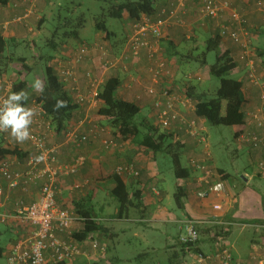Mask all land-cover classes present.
Returning a JSON list of instances; mask_svg holds the SVG:
<instances>
[{
    "label": "crops",
    "instance_id": "1",
    "mask_svg": "<svg viewBox=\"0 0 264 264\" xmlns=\"http://www.w3.org/2000/svg\"><path fill=\"white\" fill-rule=\"evenodd\" d=\"M56 1L41 0L29 5L28 3L25 4L23 0H9L8 5H0V35L7 40H11L12 44H18V40L26 38L27 33H31L32 36L35 35V26L39 29V23L46 18V14L52 11L54 8L52 4ZM222 1L228 2L231 8L240 13L246 20L247 30L251 38L252 54L261 75L264 77V65L262 58L259 56V49L262 50L263 48L259 46L254 48L255 39L264 33V0ZM178 4V0H160L157 3V11L151 18L157 19L160 16L168 23L163 26L160 39L151 37L152 50L143 49L137 63H134L132 59L128 61V71H124L120 67L102 73L100 71L102 63L99 57L100 54H97L92 56L89 62L78 67L80 85L83 93L89 95L88 83L82 75L86 69L101 77L102 83L110 75L118 76L121 80L118 96L134 102L141 108V111L147 109L149 113L143 119L148 122H151L152 119L156 126H158V121L153 113V103L156 97L148 95L146 90L155 87L158 91L163 89L173 91L179 99L177 102L178 111L187 119L196 120L197 124L203 129V133L208 136V123L204 119L195 116L194 103L191 100L185 101L186 98L181 92L184 87L196 86L194 79L200 80V77H197L198 74H194L183 78L180 74L179 64H177V57L180 56L185 61H195L192 54H182L180 51L183 45L195 43L199 38V34L204 36L219 35L222 51L231 52L235 58L239 57L240 47L228 37L221 36V24L230 18L228 12L225 13L223 18L213 20L201 13L203 0H190L184 6ZM29 7L32 12L26 23L12 22L16 16L25 13ZM7 23L10 24L5 28H1V25ZM132 25L133 23L130 22L129 17H126L123 21L125 32L122 37L116 34L110 42L105 41L102 38L103 36L98 34L93 42L104 43L112 49L113 53L119 54L126 48ZM81 41H83L82 38L80 41H73L67 47H64L57 59L67 61L78 49ZM194 46L198 47V45ZM197 47H193V49ZM162 62L167 64L169 73H161L158 80H156L153 72L158 69ZM200 71L206 70L201 68ZM242 82L246 100L243 110L247 121L244 129L240 130V128L238 130L239 136H236L237 133L235 135L238 146L246 144L240 140L241 133L258 131L249 114L263 106L261 89L252 86L247 81L246 76ZM30 87V84H28L26 91H29ZM31 103L28 101L25 106L30 107ZM96 110L97 107L81 106L74 114L71 125L82 118H85L84 120L89 118L93 123L104 125L106 121L97 118ZM109 129L115 132L111 126H109ZM161 131L166 132V130ZM169 131L179 137V141L183 145V155L186 158V166L184 167L190 171L188 178H176L174 189L167 185L164 179L160 178L161 173L157 156L155 157L147 149L139 147L129 140L120 142L119 138L117 139L115 136L114 140L118 143V147L111 150H105L100 144V140L97 139H91L90 142L80 147L73 145L61 147L60 144L65 139L64 135L46 131L48 146L57 149L56 156L59 163L71 165L80 156L86 159V164L76 174L58 178L57 203L60 207L70 209L74 207L75 202L86 203L91 208L93 215L104 226L105 230L102 234L96 233L95 237L107 248V253L103 256L93 257L90 260L86 259L87 262L89 264H119L124 262L139 264L141 260L148 262L156 260L154 264H195L194 255L187 252L180 242L181 222L191 219L198 223L200 231L199 249L201 251L215 253L220 249L221 242L219 238L223 237L233 250L235 262L257 264L251 261L252 257L256 256L257 260H261L264 264V230L261 229L264 226V193L259 189V187H264L260 183V181H264V172H261L259 168V163L262 160L261 151L250 145L254 150L253 153H255L254 159L258 160V170L245 171L242 181L237 182L235 185L227 183V178L230 176L225 170L211 166L219 175L216 180L225 184L226 193L219 198L216 196L217 191L212 188L210 198L202 199L200 193L205 189V185L200 183V172L193 167L191 161L205 159L207 162V153L210 154V152L208 149L204 151L197 139L192 137L186 131V127L181 126L179 122H175ZM8 136L9 139L8 142L5 141L6 144L19 147L29 154L28 159L24 162L17 158L12 159L16 162L15 169H27L29 160L37 156L33 145L28 141L17 143L10 135ZM126 164H133L140 172L138 177L127 175L124 180L131 196H133V193L140 192V198L136 199L134 206L124 217H121L118 215L119 204L113 197L112 192L116 186L115 170L117 167ZM256 181L258 182V193L256 192L254 203L258 207L259 213L256 218L247 221L235 213V202L240 195L251 194L249 187ZM42 184L43 181H37L26 190L19 188L10 191L8 183L0 180V188L4 193L6 209L9 212H14L18 200H24L28 204L31 203L33 199L39 196ZM76 184L81 185V188L76 189ZM179 198H181V201ZM219 203L222 205V209L215 211L213 205ZM110 205L114 210L108 208ZM22 226L27 229L26 226ZM22 226L18 222L7 225L12 238L8 244H5V256L8 255L11 247L24 234L21 230ZM248 226L255 227L256 231L263 230L259 237L254 236L248 240L250 246H248L247 241H243L245 238L244 232ZM75 228L82 230L80 225ZM75 231L77 232V230ZM259 238L263 240L261 241ZM86 249L90 250L89 246ZM126 252L130 256H126Z\"/></svg>",
    "mask_w": 264,
    "mask_h": 264
},
{
    "label": "built area",
    "instance_id": "2",
    "mask_svg": "<svg viewBox=\"0 0 264 264\" xmlns=\"http://www.w3.org/2000/svg\"><path fill=\"white\" fill-rule=\"evenodd\" d=\"M40 0H23L25 4L33 5L34 2ZM190 0H178V5L184 6ZM31 8H28L22 15L16 16L12 22L26 23ZM229 13V20L221 24V36L228 37L236 45L240 47L239 59L244 63L248 72L249 83L261 89V99L263 106L249 114L257 132L241 133V142L251 145L254 149H258L262 153V160L259 163L261 172H264V77L259 73L258 65L252 54L251 38L247 30V22L244 17L233 10L228 2L222 0H203L201 13L210 19L218 20L223 18L225 13ZM168 22L161 18L152 19L149 17L142 18L141 21L132 25V31L129 35L126 48L119 54L113 53L111 48L104 43L93 42L81 44L78 49L70 56L67 61L58 60L57 71L60 81L66 86L74 101L80 106L88 105L89 108L98 107L99 91L103 84L101 77L97 76L93 71L87 70L83 77L87 81L89 95L83 93L80 85V75L78 67L92 56L100 54L102 73L122 68L124 71L129 70L128 61L130 59H140V53L143 49L152 50L151 37L160 39L162 28ZM10 23L5 24L8 26ZM112 58H110V57ZM169 73L167 64L162 62L158 69L153 72V76L158 80L161 73ZM14 83L4 78L0 80V101L7 98L13 92ZM147 94L156 97L153 103V113L158 121V126L162 130H170L175 122H179L181 126L186 127V131L197 139L198 142L205 144L208 149L207 136L203 133V129L199 128L196 120L186 119L178 111V96L173 91L163 89L158 91L155 87L146 90ZM189 99H185L188 101ZM30 108L34 109L35 116L30 127L32 139L30 142L37 156L44 155L43 162L36 163L33 158L28 162V168L25 170L15 169L16 162L7 159L0 162V180L8 183L9 190L15 191L19 188L26 190L30 185L37 181H43L39 191V196L33 199L31 203L24 200H18L15 204V211L9 212L4 202V193L0 188V223L13 225L15 222L24 225L27 229L21 227V237L11 247L7 255V264H71L75 260L85 258L87 260L93 257H99L107 253V248L103 246L94 235H89L83 243H76L70 237L79 229L75 227L80 225L84 228L85 219L77 212L70 208L60 207L57 203L58 195V178L60 176H71L78 172L86 159L83 156L78 157L72 165H64L59 163L55 147H49L47 143L46 131L51 130V123L47 118V113L42 104L33 100ZM247 121V120H246ZM86 122L93 123L88 118L82 120L76 126L65 134L64 144L80 147L88 143L91 139H99L106 131L99 124L93 123L91 127ZM251 122V123H252ZM5 140L9 139L8 134L0 133ZM105 150L117 148L118 144L110 139H102L101 141ZM210 154L207 153L206 159ZM194 168L200 172V183L205 185V189L201 191L202 199H208L211 196V189L217 191L216 196L222 197L226 193L225 184L217 181L218 173L204 160H192ZM115 173L120 176L138 177L140 172L133 164H126L116 168ZM76 189H80L81 185L76 184ZM215 211H220L222 205H213ZM180 242L183 244L187 252L194 255L195 264H243L235 262V257L229 243L223 237L219 238L221 242L220 249L215 253H205L199 249L200 231L198 223L195 220L187 219L181 222L180 226ZM89 246L90 250L86 247ZM93 252V253H92ZM252 262L263 264L258 261L256 256L252 257ZM251 264V263H246Z\"/></svg>",
    "mask_w": 264,
    "mask_h": 264
},
{
    "label": "trees",
    "instance_id": "3",
    "mask_svg": "<svg viewBox=\"0 0 264 264\" xmlns=\"http://www.w3.org/2000/svg\"><path fill=\"white\" fill-rule=\"evenodd\" d=\"M159 1L104 0L106 5L104 14L95 19L97 33L101 34L105 41L111 42L116 33L109 29L106 18L118 19L123 22L126 17H129L130 22L134 24L135 22L141 21L143 17L151 18L154 16ZM8 3L9 0H0V5L6 6ZM45 20L46 18L39 23V28L44 24ZM69 22L70 20L66 18L65 23L63 24L61 22L60 25L65 29L69 25ZM85 26V21L82 24L80 23V28L83 29ZM60 29L61 27L57 28L53 33L52 39L48 41L51 53L39 57L44 88L43 92L36 94V99L34 100L42 104L45 109L53 132L62 134L65 137V134L72 126H76L85 118L71 125L74 114L81 106L74 101L56 72V61L59 60L57 59L58 55L71 42L80 41L81 36L79 30H70L61 33L59 31ZM204 41L206 48L203 53V58L197 59L195 57V62L200 64V68L207 70L210 76L218 78L220 80V86L213 95L203 92L197 85L184 87L181 92L185 98L194 103L195 116L204 119L209 125L243 128L246 126V114L243 110L246 102L243 92V82L232 78V74L238 67L237 60L231 52L222 51L219 35H208ZM11 42V40H7L0 35V78L6 73L4 70L7 64L13 61L22 63L27 72H34L38 69L39 65L36 62L29 63L27 57L15 58L14 56H9L8 49ZM84 43L88 44V42L83 40L80 42V45ZM209 53H215L216 61L213 64L207 62ZM259 56L262 58L264 65V49H259ZM120 86L121 80L116 75H110L105 79L99 91V105L96 111L97 118L105 120L114 129L117 134L115 136L117 139L119 138L120 142L129 140L133 144L147 149L155 157L159 154L170 156L175 177L177 179L188 178L190 171L182 165L183 145L179 141V137L172 134L169 130V133L167 131H161V128L152 122H148L146 119L138 120L137 117L141 113V108L134 102L127 101L118 96ZM25 88L28 89L27 83L19 80L17 83H14L13 92H18ZM27 92L28 94L32 93L30 89ZM56 100L66 101L67 107L61 108L59 111H54ZM86 125L91 127L93 123L88 124L86 122ZM0 136V162L14 158L24 162L28 159L29 154L22 151L19 147H12L6 144L4 136L1 134ZM236 136H239V133ZM125 177L115 173L116 186L112 192L113 197L119 204L118 215L121 217H124L134 206L136 199L140 198V192L133 193V196H131L124 181L126 179ZM179 199L181 201V198ZM72 210L85 219L84 228L75 232L70 237L74 242L83 243L89 235L92 234L95 236L96 233L102 234L105 230L104 226L93 215L91 208L86 203L75 202ZM4 255L5 246L0 245V258ZM60 264L68 263L64 262ZM71 264L89 263L85 258H81Z\"/></svg>",
    "mask_w": 264,
    "mask_h": 264
},
{
    "label": "rangeland",
    "instance_id": "4",
    "mask_svg": "<svg viewBox=\"0 0 264 264\" xmlns=\"http://www.w3.org/2000/svg\"><path fill=\"white\" fill-rule=\"evenodd\" d=\"M52 6H54V8L49 14H46V20L44 24L39 29L35 26V35L32 36L31 33H27L26 38L24 37L23 39L18 40V44L10 43L8 49L9 56H14L15 58L27 57V61L29 63L36 62L37 65H39L38 69H36L34 72H27L23 67L22 63H16V61L9 62L4 70L6 71V73L3 75L2 78H0V80L4 78L7 81L17 83V81L22 79V81H25L27 83V88L28 84H30L31 86L36 79H39L43 82V75L40 71L41 65L39 57L51 53L48 46V41L52 39L53 33L59 27H61V29L59 30L61 33L70 30H79L81 38L88 43L93 42L95 36L99 34L97 33L95 27V19L104 14V9L106 8L104 0H57L54 4H52ZM66 18L69 19L70 22L68 23L69 25L67 26V28L64 29L62 28L60 23L62 22L64 24ZM83 21H85L86 26L82 29L80 28V23L82 24ZM106 23L111 31L116 32L119 37L123 36L125 30L123 29L122 21H119L118 19L106 18ZM5 27H7L5 24L1 25V28ZM205 39L206 36L199 34V38L195 41V43L191 45H183L180 52H182V54H192L197 59L203 58V53L205 52L206 48L204 41ZM254 44V48H256V46H259L264 49V33L261 34L260 37L255 39ZM194 45H198V47ZM193 47L197 48L193 49ZM177 58V64H179V68L181 70L180 74L183 78L189 75L198 74L197 77H200V80L194 79L195 84L199 86V88L203 92H207L211 95L215 94L216 90L220 86V80L218 78L210 76L207 70L200 71L201 66L195 61H185V59L180 56ZM91 59L92 57L85 60L83 63L89 62V60ZM236 60L238 63V67L232 74V78L237 79L239 81H243L246 76V79L248 81V72L244 63L239 58H236ZM133 61L134 63H137L139 59L136 58L133 59ZM215 61V53H209L207 56V62L209 64H213ZM86 70L82 73V75L87 72ZM56 72L58 74L57 68ZM29 89L32 93H34V95L30 94L28 99V101L32 102L34 99H36L35 96L39 92L35 91L33 88L31 89V87ZM24 90L26 91L27 89L25 88ZM148 113L149 111L147 109L141 111L140 115L137 117L138 120H142L143 117L146 116ZM150 121L153 123L152 119ZM188 121L190 120L188 119ZM99 125L102 128H105L106 131L103 135H100V137H98L99 139L97 140H100L101 142L102 139L108 138L110 140L115 141V135L117 134L116 132H113L109 129L110 125H108L107 123H104V125ZM199 128L201 127L199 126ZM239 129L240 127L211 126L209 124L207 126L208 151L210 152V154H212L211 157H209V159L207 160V162L208 164H211L210 166H213L214 168H220L225 170L230 176L227 178V183L231 185H235L239 181L241 182L242 176H244L245 171L252 172L258 170V160L254 159L255 153H253V148L247 143L238 146V141L235 135ZM243 129L244 127L240 130ZM49 131H53L52 128ZM198 143L204 151H207V148H205V144L200 142ZM100 144L102 145V143ZM60 145L61 147H67L64 144V141H62ZM181 160L182 165L186 166V158L184 155L182 156ZM157 163L159 164L160 168V178L164 179L166 184L172 187V189H174L176 177L173 171V163L171 157L168 155L159 154L157 155ZM260 183L264 185V181H260ZM257 187L258 182H253L252 185L249 187V191H251V194H246L243 196L240 195L235 202V213L239 214V217L242 216V218L246 219L247 221H249V219L256 218L257 214L259 213V211L257 210L258 207L254 203V200H256V192L258 193ZM259 189L262 193H264V187H259ZM108 208L114 210L111 205L108 206ZM261 229L264 230V226ZM261 229L256 231L255 227L248 226L244 232L245 238L243 239V241H247L248 244V240L251 239V237H259V235H261L263 231ZM11 238L12 234L9 232L7 224L0 223V245L5 246V244L9 243ZM259 239L261 241L263 240L262 238ZM248 246H250V244H248ZM126 256H130L128 252H126ZM152 262L154 264L156 260H151L149 262L146 260H141V262L139 261V264H151ZM0 264H7V256L4 255L2 258H0ZM119 264L134 263L124 262Z\"/></svg>",
    "mask_w": 264,
    "mask_h": 264
},
{
    "label": "clouds",
    "instance_id": "5",
    "mask_svg": "<svg viewBox=\"0 0 264 264\" xmlns=\"http://www.w3.org/2000/svg\"><path fill=\"white\" fill-rule=\"evenodd\" d=\"M31 87L37 92H43V82L36 79ZM29 94L25 90L12 92L7 98L0 101V133L10 135L17 143H24L32 139L30 127L35 116L34 109L26 107ZM67 107L64 100H56L54 111ZM36 163L43 162L45 156L42 154L33 158Z\"/></svg>",
    "mask_w": 264,
    "mask_h": 264
}]
</instances>
